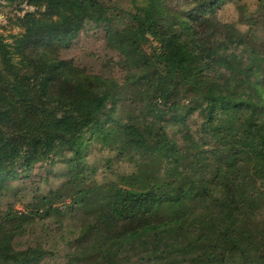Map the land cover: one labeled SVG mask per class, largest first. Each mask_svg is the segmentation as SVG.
<instances>
[{"label":"trees","instance_id":"16d2710c","mask_svg":"<svg viewBox=\"0 0 264 264\" xmlns=\"http://www.w3.org/2000/svg\"><path fill=\"white\" fill-rule=\"evenodd\" d=\"M128 1L0 0L20 28L0 30V192L24 200L15 181L68 168L2 212L0 264H42L47 248L15 239L66 200L92 264H264V30L219 17L238 0ZM89 25L120 77L63 56ZM97 147L104 170L133 169L95 180Z\"/></svg>","mask_w":264,"mask_h":264},{"label":"rangeland","instance_id":"374dc122","mask_svg":"<svg viewBox=\"0 0 264 264\" xmlns=\"http://www.w3.org/2000/svg\"><path fill=\"white\" fill-rule=\"evenodd\" d=\"M104 1L126 10L132 8L128 0ZM234 2L225 3L219 10V17L224 21L238 23L244 30L254 28L261 33L264 30V6H262L264 0H238V3ZM15 8L0 2V30L5 35L20 31V28L11 26L8 21V17L15 14ZM252 14L259 16L255 25L248 24L246 20L243 21L245 16ZM62 54L65 57H74L80 64L95 70L118 77L122 74L118 64L108 62V59L116 53L107 48L102 27L89 25L71 47L62 51ZM107 156L113 157L114 154L112 151L102 152L98 147L90 154L88 158L90 166L98 168L94 175L95 180L103 182L115 178L118 172L133 169L130 163L114 161L111 170L106 171L103 169V164L107 160ZM67 169L64 164H57L51 168H39L32 177L23 178L20 182L15 181L14 184L23 187L27 196L24 200H18L9 189L0 192V216L10 205H13L20 212L29 210L26 203L31 199L32 192H36V190L46 192L51 188H58L62 182L68 179ZM59 205H61L60 210L63 212H53L45 217L40 216L34 220V223L32 222V225L28 224L25 233L16 237L15 247L24 249L37 242L39 246L47 248L49 253L42 264H92L95 260L93 256L84 247L79 248L76 242V237L86 219V214L79 206L72 207L70 200Z\"/></svg>","mask_w":264,"mask_h":264}]
</instances>
